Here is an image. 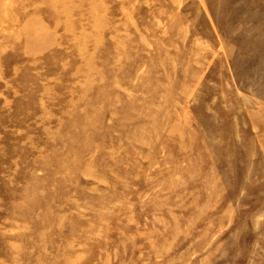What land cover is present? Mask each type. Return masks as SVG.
Here are the masks:
<instances>
[{"label":"rangeland","instance_id":"obj_1","mask_svg":"<svg viewBox=\"0 0 264 264\" xmlns=\"http://www.w3.org/2000/svg\"><path fill=\"white\" fill-rule=\"evenodd\" d=\"M0 264H264V0H0Z\"/></svg>","mask_w":264,"mask_h":264}]
</instances>
